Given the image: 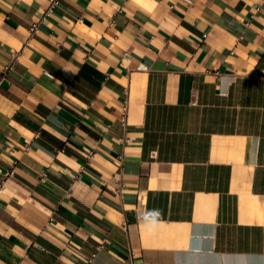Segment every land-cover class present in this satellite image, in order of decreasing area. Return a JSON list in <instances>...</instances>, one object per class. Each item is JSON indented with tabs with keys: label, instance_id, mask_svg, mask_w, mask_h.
Wrapping results in <instances>:
<instances>
[{
	"label": "crops",
	"instance_id": "obj_1",
	"mask_svg": "<svg viewBox=\"0 0 264 264\" xmlns=\"http://www.w3.org/2000/svg\"><path fill=\"white\" fill-rule=\"evenodd\" d=\"M48 1L0 0V264H264V0Z\"/></svg>",
	"mask_w": 264,
	"mask_h": 264
},
{
	"label": "built area",
	"instance_id": "obj_2",
	"mask_svg": "<svg viewBox=\"0 0 264 264\" xmlns=\"http://www.w3.org/2000/svg\"><path fill=\"white\" fill-rule=\"evenodd\" d=\"M59 0H49V4H48V7L46 9V12H50L52 10V8L58 3ZM258 10V7H256V11ZM37 26H38V23H33L31 26H30V31L31 32H35L36 29H37ZM19 55L18 52L14 53V55L11 57V61H10V64L8 66H6L4 68V70H7L10 65H11V62H13L16 57ZM127 113H128V103L127 101H125L121 107V112H120V117H119V120H120V123L125 127L126 126V122H127ZM127 139L124 138V142H126ZM27 145L25 146V150L27 149ZM14 172V167H10L4 174L5 177H9L10 175H12ZM2 188V184H0V189Z\"/></svg>",
	"mask_w": 264,
	"mask_h": 264
}]
</instances>
